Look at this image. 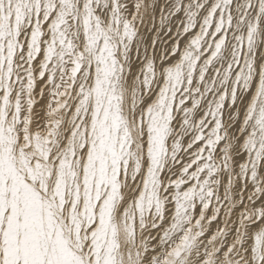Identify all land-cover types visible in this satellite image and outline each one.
Instances as JSON below:
<instances>
[{"label": "snow or ice", "instance_id": "1", "mask_svg": "<svg viewBox=\"0 0 264 264\" xmlns=\"http://www.w3.org/2000/svg\"><path fill=\"white\" fill-rule=\"evenodd\" d=\"M0 264H264V0H0Z\"/></svg>", "mask_w": 264, "mask_h": 264}]
</instances>
